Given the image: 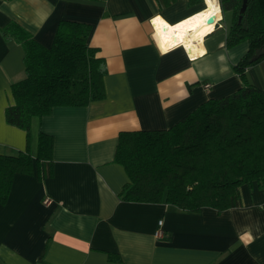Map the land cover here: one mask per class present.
Here are the masks:
<instances>
[{
	"label": "crops",
	"instance_id": "crops-1",
	"mask_svg": "<svg viewBox=\"0 0 264 264\" xmlns=\"http://www.w3.org/2000/svg\"><path fill=\"white\" fill-rule=\"evenodd\" d=\"M206 8L205 0H0V155L29 146L27 132L6 120L12 86L27 77L25 51L2 28L16 22L49 47L61 21L91 24L90 46L107 65L104 100L33 121L32 153L44 132L54 139L53 162L15 175L8 203L0 204V264H264V189L256 183L221 213L120 198L130 181L115 162L122 132L169 129L243 87L234 66L249 44L228 49L222 18L196 52L160 40L156 18L174 26ZM247 77L264 92V61Z\"/></svg>",
	"mask_w": 264,
	"mask_h": 264
},
{
	"label": "trees",
	"instance_id": "trees-1",
	"mask_svg": "<svg viewBox=\"0 0 264 264\" xmlns=\"http://www.w3.org/2000/svg\"><path fill=\"white\" fill-rule=\"evenodd\" d=\"M220 6L228 49L249 44L234 66L243 87L209 100L169 129L122 132L115 162L130 179L120 194L125 202L221 213L232 208L244 185L264 189V92L247 77L249 68L264 61V0H220ZM92 32L91 24L63 20L47 47L16 22L1 29L25 51L27 77L12 86L15 104L7 108L6 120L27 132L29 146L17 155H0V204L8 203L16 174L33 175L35 166L40 171L43 162H53L51 135L39 132L32 153L33 121L57 107H85L106 98L107 65L90 46ZM110 260L122 257L110 253Z\"/></svg>",
	"mask_w": 264,
	"mask_h": 264
},
{
	"label": "bare ground",
	"instance_id": "bare-ground-1",
	"mask_svg": "<svg viewBox=\"0 0 264 264\" xmlns=\"http://www.w3.org/2000/svg\"><path fill=\"white\" fill-rule=\"evenodd\" d=\"M205 3L207 5L205 10L180 24L170 25L161 17L154 20V26L165 48L171 49L183 44L191 53L196 52L194 48L203 35L212 30L216 21L222 18V9L218 0H205ZM211 17L215 18V22L208 24Z\"/></svg>",
	"mask_w": 264,
	"mask_h": 264
},
{
	"label": "built area",
	"instance_id": "built-area-1",
	"mask_svg": "<svg viewBox=\"0 0 264 264\" xmlns=\"http://www.w3.org/2000/svg\"><path fill=\"white\" fill-rule=\"evenodd\" d=\"M152 23H153V21H152ZM172 50V49H171ZM170 50V51H171ZM205 88L208 90V89H210L211 88V84H206L205 85ZM49 200H46V202H48ZM163 221H160V223H159V230L156 232V236L158 237V238H163L164 237V231H163Z\"/></svg>",
	"mask_w": 264,
	"mask_h": 264
},
{
	"label": "water",
	"instance_id": "water-1",
	"mask_svg": "<svg viewBox=\"0 0 264 264\" xmlns=\"http://www.w3.org/2000/svg\"><path fill=\"white\" fill-rule=\"evenodd\" d=\"M215 22V18L214 17H211L209 20H208V24H213Z\"/></svg>",
	"mask_w": 264,
	"mask_h": 264
},
{
	"label": "rangeland",
	"instance_id": "rangeland-1",
	"mask_svg": "<svg viewBox=\"0 0 264 264\" xmlns=\"http://www.w3.org/2000/svg\"><path fill=\"white\" fill-rule=\"evenodd\" d=\"M219 1V3H220V0H218ZM222 19H223V14H222ZM222 19H221V21H222ZM223 23V22H222Z\"/></svg>",
	"mask_w": 264,
	"mask_h": 264
}]
</instances>
